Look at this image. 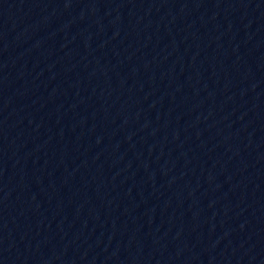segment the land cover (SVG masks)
I'll return each instance as SVG.
<instances>
[{
  "label": "water",
  "instance_id": "95a60500",
  "mask_svg": "<svg viewBox=\"0 0 264 264\" xmlns=\"http://www.w3.org/2000/svg\"><path fill=\"white\" fill-rule=\"evenodd\" d=\"M0 264H264V0H0Z\"/></svg>",
  "mask_w": 264,
  "mask_h": 264
}]
</instances>
